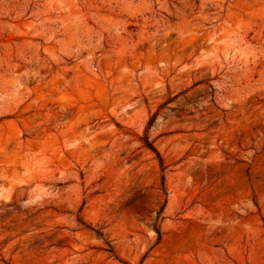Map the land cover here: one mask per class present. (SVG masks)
Returning <instances> with one entry per match:
<instances>
[{"label":"rangeland","instance_id":"374dc122","mask_svg":"<svg viewBox=\"0 0 264 264\" xmlns=\"http://www.w3.org/2000/svg\"><path fill=\"white\" fill-rule=\"evenodd\" d=\"M0 264H264V0H0Z\"/></svg>","mask_w":264,"mask_h":264},{"label":"trees","instance_id":"16d2710c","mask_svg":"<svg viewBox=\"0 0 264 264\" xmlns=\"http://www.w3.org/2000/svg\"><path fill=\"white\" fill-rule=\"evenodd\" d=\"M145 146L148 148V149H150L151 151H153V152H155L154 151V149L152 148V147H150L149 145H148V143H147V141H145ZM155 154H156V152H155ZM160 169H161V171H163L164 170V166L162 165V163H161V161H160ZM162 180H163V177H162ZM157 219H159V216L157 217ZM156 231V234L159 236V231L157 230V229H155ZM97 235L98 236H101L99 233H97ZM111 249H109V253H111V254H113V252L112 251H110ZM114 256V255H113Z\"/></svg>","mask_w":264,"mask_h":264}]
</instances>
